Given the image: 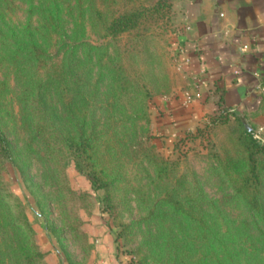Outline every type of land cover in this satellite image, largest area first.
Instances as JSON below:
<instances>
[{
    "label": "rangeland",
    "instance_id": "374dc122",
    "mask_svg": "<svg viewBox=\"0 0 264 264\" xmlns=\"http://www.w3.org/2000/svg\"><path fill=\"white\" fill-rule=\"evenodd\" d=\"M179 2L0 0V264H264V109L159 126Z\"/></svg>",
    "mask_w": 264,
    "mask_h": 264
},
{
    "label": "crops",
    "instance_id": "0c3cea01",
    "mask_svg": "<svg viewBox=\"0 0 264 264\" xmlns=\"http://www.w3.org/2000/svg\"><path fill=\"white\" fill-rule=\"evenodd\" d=\"M178 1L183 76L188 83L200 76L204 86L185 108L172 99L170 116L159 122L163 132L195 123L217 96L240 113L264 109V0Z\"/></svg>",
    "mask_w": 264,
    "mask_h": 264
},
{
    "label": "trees",
    "instance_id": "16d2710c",
    "mask_svg": "<svg viewBox=\"0 0 264 264\" xmlns=\"http://www.w3.org/2000/svg\"><path fill=\"white\" fill-rule=\"evenodd\" d=\"M136 14H137V12H134V13H132L129 16L128 15L120 16L119 18L114 19V21L111 24V30L113 32H123V31H125L126 28L128 26H130V24L132 23V20H133L132 17H134ZM216 103L218 104V107H222L220 101H218ZM249 136H250V144L252 145V147L255 148V150H259L260 152H262L264 154V147H262L259 144H257L256 141L251 138V134H249ZM0 147H1L2 151H3V153L7 157H9L10 156L9 142L5 138V136L2 133V131H0ZM252 172L254 173V170H252ZM253 175L255 176V174H253ZM90 183H91L93 191H96L98 189H105V187H106L105 184H101L100 182H98V180L95 177L90 178ZM104 200H108V198L105 197Z\"/></svg>",
    "mask_w": 264,
    "mask_h": 264
},
{
    "label": "built area",
    "instance_id": "2783aa9c",
    "mask_svg": "<svg viewBox=\"0 0 264 264\" xmlns=\"http://www.w3.org/2000/svg\"><path fill=\"white\" fill-rule=\"evenodd\" d=\"M187 29V28H186ZM184 53V47L182 45H180L178 42H176V44L173 45V54L175 57V61L178 64L179 69L183 72V67H182V62L180 60V57L182 56V54ZM193 90H200L201 87L204 86V81L201 79L200 76H196L193 79V82L191 83ZM184 95L186 96L187 93L184 92ZM195 97H199V93L195 94ZM188 101H190L188 98L184 99V104L187 103Z\"/></svg>",
    "mask_w": 264,
    "mask_h": 264
}]
</instances>
